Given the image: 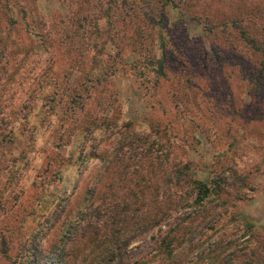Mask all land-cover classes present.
Returning <instances> with one entry per match:
<instances>
[{"label": "rangeland", "instance_id": "rangeland-1", "mask_svg": "<svg viewBox=\"0 0 264 264\" xmlns=\"http://www.w3.org/2000/svg\"><path fill=\"white\" fill-rule=\"evenodd\" d=\"M0 264H264V0H0Z\"/></svg>", "mask_w": 264, "mask_h": 264}, {"label": "trees", "instance_id": "trees-1", "mask_svg": "<svg viewBox=\"0 0 264 264\" xmlns=\"http://www.w3.org/2000/svg\"><path fill=\"white\" fill-rule=\"evenodd\" d=\"M192 183L195 185V189H197L198 191V195L196 198L197 201H195L194 203L198 205L199 210L201 211L202 208H205L206 202L204 201L210 196L212 188L207 183H202L197 180L193 181ZM177 203L179 204V202ZM168 208H172V204Z\"/></svg>", "mask_w": 264, "mask_h": 264}]
</instances>
